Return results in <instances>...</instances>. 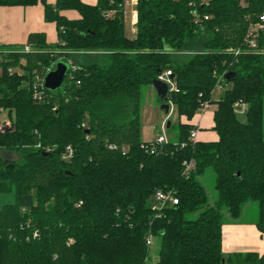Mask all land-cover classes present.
Returning a JSON list of instances; mask_svg holds the SVG:
<instances>
[{
  "label": "trees",
  "instance_id": "16d2710c",
  "mask_svg": "<svg viewBox=\"0 0 264 264\" xmlns=\"http://www.w3.org/2000/svg\"><path fill=\"white\" fill-rule=\"evenodd\" d=\"M122 1L0 0L41 4L57 30L55 44L32 33L18 48H0V113L10 120L0 132V195H14L0 206V264H225L224 222L252 202L264 217V30L256 50L246 42L264 0H138L131 39ZM57 62L69 69L48 91L43 78ZM167 71L175 89L164 103L186 122L176 143L152 152L155 143L140 139L141 89ZM205 103L215 105L217 139L192 143L188 122ZM208 169L214 201L202 182ZM159 191H172L177 205L153 210ZM148 239L158 241L156 260ZM233 258L264 264L255 254Z\"/></svg>",
  "mask_w": 264,
  "mask_h": 264
},
{
  "label": "crops",
  "instance_id": "0c3cea01",
  "mask_svg": "<svg viewBox=\"0 0 264 264\" xmlns=\"http://www.w3.org/2000/svg\"><path fill=\"white\" fill-rule=\"evenodd\" d=\"M81 1L91 6L98 2V0ZM46 2L54 5L55 0H46ZM62 15L69 20L79 18L75 11H66ZM127 20L131 25V10L129 8L123 18L124 25ZM32 33H43L48 44L57 42L56 26L53 23L44 21L43 6L41 4L31 7H0V48L8 47L12 49L17 45H23ZM221 92L217 89L214 98L217 99ZM214 110L215 105H209L207 110L198 111L192 120L188 122L197 129L196 141L211 142L217 139L215 132L212 130ZM185 122L184 117L179 118V123ZM215 199L211 198V201ZM221 250L225 264H234V255L255 254L259 258L264 256V217L261 220L258 206L255 208L252 203H249L243 208L238 221L230 222L226 220L224 222L221 230Z\"/></svg>",
  "mask_w": 264,
  "mask_h": 264
},
{
  "label": "rangeland",
  "instance_id": "374dc122",
  "mask_svg": "<svg viewBox=\"0 0 264 264\" xmlns=\"http://www.w3.org/2000/svg\"><path fill=\"white\" fill-rule=\"evenodd\" d=\"M131 25L127 20L124 25L125 36L131 38L133 35L131 33ZM22 45L15 46L18 48ZM141 109H140V139L141 141L155 142L159 135H163L166 142L176 143L178 137V124L179 117L173 106H168L167 111L161 109L163 105L154 92L152 87H143L141 89L140 97ZM245 109L237 111V117L240 121L245 122ZM3 124H10L8 115L5 112L0 113V127ZM167 124H170L167 127ZM263 137H264V123H263ZM203 185L207 191L208 197L216 198V191L214 189V174L212 170L208 169L202 177ZM14 200V195H0V206L4 203H12ZM256 208V203H253ZM151 258L153 260L157 259L158 253V241H151Z\"/></svg>",
  "mask_w": 264,
  "mask_h": 264
},
{
  "label": "built area",
  "instance_id": "2783aa9c",
  "mask_svg": "<svg viewBox=\"0 0 264 264\" xmlns=\"http://www.w3.org/2000/svg\"><path fill=\"white\" fill-rule=\"evenodd\" d=\"M102 1H106L110 5L113 4V0H102ZM210 1L211 0H193V3L191 4V6H194L196 3H198L201 6H207ZM137 3H138V0H123L121 5H120L123 18L126 16L128 8L131 10V25H132L131 26L132 27L131 33L133 34V36L136 34V24H137L136 6H137ZM111 14H113V13H109V15H111ZM193 16H194L195 21L201 20L198 12H196V10H194ZM208 19H209L208 16H203L204 21H207ZM263 23H264V15L259 16L258 21L255 24L249 25V28L247 30L246 42H247L249 49H251V50H256V46H257L256 45V38L258 37L259 33L264 30ZM24 51L28 52L29 48L25 47ZM236 53H238V51ZM170 75H171V73L169 71H167V72L159 75L157 78L158 81L163 82L167 85L169 92H171L172 90L175 89L172 80L169 78ZM38 81H39V79L36 78V83L33 84V96H34V98L41 100L42 91H41V88L39 89ZM217 89L221 90L220 87H218ZM168 106H172V105L169 104ZM208 108H209V105L207 103H205L201 106L199 111L203 112V111L207 110ZM242 109H243V107H242ZM9 126H10V124H9ZM82 126H84V125H82ZM196 136H197V129L191 130L189 133V139L192 143L197 142ZM154 143L155 144L151 147L152 152H153L156 145H161L163 143H166V140H165L163 135H159L156 138V141ZM70 156H71V150L69 148H67V154H65L63 156V158L64 159L70 158ZM193 166H194L193 161L185 162L183 164L182 174L187 175L190 172V170L193 168ZM177 203H178L177 198L174 196L172 191H159V192L155 193V195L153 197L152 209L155 211H161L164 208L176 206ZM37 237H38V233L33 232L32 239H35ZM146 243H147V245H151V239H148Z\"/></svg>",
  "mask_w": 264,
  "mask_h": 264
},
{
  "label": "water",
  "instance_id": "95a60500",
  "mask_svg": "<svg viewBox=\"0 0 264 264\" xmlns=\"http://www.w3.org/2000/svg\"><path fill=\"white\" fill-rule=\"evenodd\" d=\"M68 65L63 62H57L53 68H51L46 75L43 78V88L48 91H55L63 85L67 72H68ZM230 78V74L226 76V79L228 80ZM171 79V78H170ZM152 87L156 92V95L160 102L163 103L161 106V109H164L167 111L168 106L164 102H166L167 94L169 93L167 85L163 82H160L158 80L153 81ZM167 127H169V124H167ZM10 128L9 125L3 124L0 127V132H5Z\"/></svg>",
  "mask_w": 264,
  "mask_h": 264
}]
</instances>
